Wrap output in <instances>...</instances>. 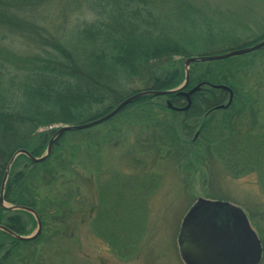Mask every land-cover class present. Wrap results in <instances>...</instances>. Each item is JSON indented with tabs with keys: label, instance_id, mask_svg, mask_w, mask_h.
<instances>
[{
	"label": "trees",
	"instance_id": "trees-1",
	"mask_svg": "<svg viewBox=\"0 0 264 264\" xmlns=\"http://www.w3.org/2000/svg\"><path fill=\"white\" fill-rule=\"evenodd\" d=\"M194 1L0 0V193L7 165L16 152L26 150L39 159L47 150L52 132L60 127L96 121L110 113L126 96L143 90L165 92L180 87L185 81L186 59L251 47L264 39L263 36L255 42L236 41L235 45L233 41H226L229 49L213 51L222 33L213 31L209 26L212 22L208 20L210 12L193 8ZM57 4L76 11L85 10L70 40L52 35L41 25L44 19L39 13L49 18L47 15ZM202 27L207 34L205 39L199 37ZM204 44L207 50L202 48ZM24 45H28L26 52L21 51ZM239 76L232 59L193 64L189 85L183 93L137 100L102 126L126 116L129 123L161 127L168 137H174L179 143L182 136L190 138L199 129V138L206 135L214 138L211 133L216 130L212 125L215 116H206L215 107L225 104L229 95L209 84L224 85L235 91ZM135 85L142 90H134ZM199 85L201 89L191 96L188 111L176 113L168 109L167 101L176 108L186 107L187 99L182 94ZM235 99L232 106L222 112L224 126L218 127L229 141L222 142L219 135L209 142L210 150L226 163V168H234V171L238 161H229V157L236 151L232 139L238 135L232 113ZM166 112L176 117V124L162 118ZM250 116L253 128H257L258 133L264 131V126L259 127L257 123L254 110ZM242 117L243 112L237 120ZM93 130L96 129L66 133L55 141L51 156L42 164H34L21 155L7 182L5 203L33 209L42 221L46 212H55V217L62 213L69 218L73 212V206L69 205L71 195L65 199L52 191L48 199L39 200L40 191L50 192L75 168V153L62 143L66 136H72L76 151L81 146L93 151L101 147L98 135H91ZM246 134L244 131L240 135ZM111 137L112 140L117 138V132H109L108 138ZM258 147H261L258 157L263 156L264 138ZM260 159L251 167L263 174L264 168L260 166L264 162L260 165ZM25 218L36 227L31 214L5 211L0 207V226L17 235H30V225ZM101 220L109 221L105 211L101 212ZM98 223L97 232L108 240L112 235L117 242L115 233L107 234L110 223L105 231L99 220ZM40 239L41 236L32 243H23L0 232V264H30L31 256L23 257L21 250L37 244Z\"/></svg>",
	"mask_w": 264,
	"mask_h": 264
},
{
	"label": "rangeland",
	"instance_id": "rangeland-1",
	"mask_svg": "<svg viewBox=\"0 0 264 264\" xmlns=\"http://www.w3.org/2000/svg\"><path fill=\"white\" fill-rule=\"evenodd\" d=\"M194 7L210 12L209 26L215 33H222L213 51L227 48L226 41L235 45L236 41L255 42L264 36V0H196ZM39 14L44 19L41 25L49 33L70 40L85 10L57 4L47 15L50 19ZM200 30L199 37L205 39L203 27ZM206 45L202 47L205 50ZM27 50L28 45L21 46L22 52ZM232 60L240 74L232 110L238 133L232 139L236 151L229 157V161L239 162L235 171L226 168L209 148V142L219 135L222 142L229 141L218 128L224 126L225 111L213 113L214 138L206 135L195 139L194 134L190 138L182 136L179 143L161 127L129 123L126 116L111 125L92 128L96 130L91 135H98L97 141L102 144L94 151L86 146L76 151L68 135L62 143L75 153V168L50 192L40 191L39 200L48 199L52 191L65 199L71 195L68 201L73 212L69 218L46 212L41 239L24 247L23 257L31 256L30 264H184L179 247L183 222L195 203L203 200L228 203L245 213L262 243L264 264V173L251 167L259 158L260 165L264 162V147L263 156L258 157L264 131L258 133L253 128L250 116L254 110L259 127L264 126V49ZM133 89L141 88L135 85ZM162 118L175 124L177 121L168 112ZM113 130L117 138L112 140L108 134ZM244 131L247 134L240 135ZM103 211L109 218L105 223L101 220ZM98 220L103 231L110 223L107 234L115 233L117 242L112 235L108 240L97 232ZM25 221L30 225V235L34 234L37 228L29 218Z\"/></svg>",
	"mask_w": 264,
	"mask_h": 264
},
{
	"label": "water",
	"instance_id": "water-1",
	"mask_svg": "<svg viewBox=\"0 0 264 264\" xmlns=\"http://www.w3.org/2000/svg\"><path fill=\"white\" fill-rule=\"evenodd\" d=\"M264 48V40L246 49L232 51L223 55L213 57L189 58L184 62L185 82L178 89L166 92L142 91L129 97L119 104L113 111L103 118L94 122L73 127H63L52 133V139L47 149V153L40 159L33 157L28 151L20 150L16 152L5 172V177L1 186L0 207L2 210L10 212H25L31 214L37 222V231L34 235L24 237L17 235L4 226H0V232H4L18 242L31 243L39 238L43 225L39 215L27 207L9 206L4 202V194L11 170L16 160L21 156H26L32 163H44L51 155L54 143L68 132H78L99 126L117 116L131 102L148 97L169 96L182 93L190 82V69L194 63H207L213 61H224L236 56H242L256 52ZM214 89L223 90L230 94L227 106L218 107L217 110L228 108L234 98L233 91L226 86H213ZM201 89L197 86L191 92L182 94L187 98L188 105L183 111L191 107V96ZM170 109L179 112L168 103ZM180 255L185 264H260L263 259V248L257 234L252 230L245 213L227 203L208 202L200 200L192 208L184 220L182 231L179 237Z\"/></svg>",
	"mask_w": 264,
	"mask_h": 264
},
{
	"label": "bare ground",
	"instance_id": "bare-ground-1",
	"mask_svg": "<svg viewBox=\"0 0 264 264\" xmlns=\"http://www.w3.org/2000/svg\"><path fill=\"white\" fill-rule=\"evenodd\" d=\"M213 56H217V55H209V56H205V57H213ZM213 62H220V61H213ZM207 63H211V62H207ZM184 82H185V81H184ZM184 82H183V84H184ZM183 84H182V85H183ZM188 85H189V84H188ZM188 85H187V86H188ZM134 102H136V101L131 102L129 105H131V104L134 103ZM129 105H128V106H129ZM60 128H63V127H60ZM60 128H59V129H60ZM49 144H50V142L48 143L47 146H49ZM47 149H48V147H47ZM46 153H47V150H46V152L44 153V155H45ZM181 231H182V230H181Z\"/></svg>",
	"mask_w": 264,
	"mask_h": 264
}]
</instances>
